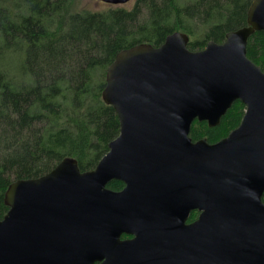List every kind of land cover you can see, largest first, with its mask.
I'll list each match as a JSON object with an SVG mask.
<instances>
[{
	"label": "water",
	"instance_id": "95a60500",
	"mask_svg": "<svg viewBox=\"0 0 264 264\" xmlns=\"http://www.w3.org/2000/svg\"><path fill=\"white\" fill-rule=\"evenodd\" d=\"M246 22L200 51L177 32L119 52L102 92L118 137L91 171L64 159L9 185L0 264H264V72L246 56L264 33V0ZM236 101V129L214 144L191 140L195 121L216 127Z\"/></svg>",
	"mask_w": 264,
	"mask_h": 264
},
{
	"label": "trees",
	"instance_id": "16d2710c",
	"mask_svg": "<svg viewBox=\"0 0 264 264\" xmlns=\"http://www.w3.org/2000/svg\"><path fill=\"white\" fill-rule=\"evenodd\" d=\"M252 1L134 0L90 11L77 0H0V220L14 181L46 175L64 159L91 171L108 152L119 121L102 92L119 52L160 47L177 32L188 37L190 51L221 44L246 27ZM246 56L264 72L263 32L248 39ZM244 111L236 101L218 126L195 121L189 136L214 144L239 126Z\"/></svg>",
	"mask_w": 264,
	"mask_h": 264
},
{
	"label": "rangeland",
	"instance_id": "374dc122",
	"mask_svg": "<svg viewBox=\"0 0 264 264\" xmlns=\"http://www.w3.org/2000/svg\"><path fill=\"white\" fill-rule=\"evenodd\" d=\"M78 1V9L82 10H90V11H101L105 10L107 7L111 5L104 4L97 0H77ZM133 1L125 4L126 7H130L133 5ZM122 6V5H120Z\"/></svg>",
	"mask_w": 264,
	"mask_h": 264
},
{
	"label": "flooded vegetation",
	"instance_id": "af4514ba",
	"mask_svg": "<svg viewBox=\"0 0 264 264\" xmlns=\"http://www.w3.org/2000/svg\"><path fill=\"white\" fill-rule=\"evenodd\" d=\"M112 182H119V181H112ZM112 182H110V183H112ZM109 183V184H110ZM121 183V182H120ZM108 184V185H109ZM107 185V186H108ZM122 185H123V183H122ZM108 188V187H107ZM123 188H124V185H123ZM122 188V189H123ZM121 189V190H122ZM111 190V189H110ZM120 190V191H121ZM113 191V190H112ZM116 192H118V191H116ZM263 198H264V194H263V196H262V203L264 204V202H263ZM193 216H195V217H193ZM198 216H199V213H198V211L197 210H194V211H191L190 213H189V215H188V218H187V221H186V224H190V223H193L194 221H196L197 220V218H198ZM126 238H129V237H127V236H125ZM126 238H124V237H122V239H126Z\"/></svg>",
	"mask_w": 264,
	"mask_h": 264
}]
</instances>
